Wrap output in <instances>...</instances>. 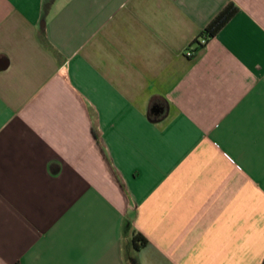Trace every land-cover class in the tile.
Returning a JSON list of instances; mask_svg holds the SVG:
<instances>
[{"label":"crops","instance_id":"obj_1","mask_svg":"<svg viewBox=\"0 0 264 264\" xmlns=\"http://www.w3.org/2000/svg\"><path fill=\"white\" fill-rule=\"evenodd\" d=\"M0 264H264V0H0Z\"/></svg>","mask_w":264,"mask_h":264},{"label":"trees","instance_id":"obj_2","mask_svg":"<svg viewBox=\"0 0 264 264\" xmlns=\"http://www.w3.org/2000/svg\"><path fill=\"white\" fill-rule=\"evenodd\" d=\"M237 11V7L232 3L225 7L206 27L203 35L207 36L210 40L217 32L230 20V18ZM199 43V41H197ZM147 243V239L144 237H139V234H136L133 237V245L135 249H140Z\"/></svg>","mask_w":264,"mask_h":264},{"label":"built area","instance_id":"obj_3","mask_svg":"<svg viewBox=\"0 0 264 264\" xmlns=\"http://www.w3.org/2000/svg\"><path fill=\"white\" fill-rule=\"evenodd\" d=\"M198 41H199V47H203V46H205V45L208 43L209 39H208L207 36L202 35V36L199 38ZM186 54H187L188 56H193L194 51L189 49V50L186 51Z\"/></svg>","mask_w":264,"mask_h":264}]
</instances>
